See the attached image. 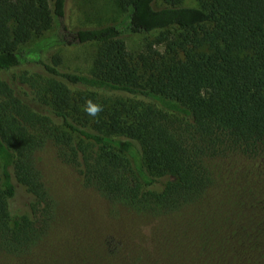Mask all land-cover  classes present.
Wrapping results in <instances>:
<instances>
[{
	"label": "trees",
	"instance_id": "trees-1",
	"mask_svg": "<svg viewBox=\"0 0 264 264\" xmlns=\"http://www.w3.org/2000/svg\"><path fill=\"white\" fill-rule=\"evenodd\" d=\"M113 1L119 22L67 32L94 48L86 75L43 57L64 42L44 36L65 30L67 0H0V257H25L55 219L35 159L47 145L83 185L151 216L196 211L206 159L264 150V0ZM134 35L151 38L131 52Z\"/></svg>",
	"mask_w": 264,
	"mask_h": 264
},
{
	"label": "rangeland",
	"instance_id": "rangeland-1",
	"mask_svg": "<svg viewBox=\"0 0 264 264\" xmlns=\"http://www.w3.org/2000/svg\"><path fill=\"white\" fill-rule=\"evenodd\" d=\"M121 19L113 0H67L61 23L65 30L53 27L44 36L58 33L64 42L43 57L57 54L63 70L89 75L94 48L68 45L67 32ZM147 38L151 36L127 37L129 51H138ZM35 159L55 203V219L29 254L0 257V264H264L263 149L253 156L229 151L206 159L212 184L196 211L165 216L135 214L83 185L50 145Z\"/></svg>",
	"mask_w": 264,
	"mask_h": 264
},
{
	"label": "clouds",
	"instance_id": "clouds-1",
	"mask_svg": "<svg viewBox=\"0 0 264 264\" xmlns=\"http://www.w3.org/2000/svg\"><path fill=\"white\" fill-rule=\"evenodd\" d=\"M102 107L98 104H93L91 101L87 103V106L85 108V112L92 117H96L101 111Z\"/></svg>",
	"mask_w": 264,
	"mask_h": 264
}]
</instances>
